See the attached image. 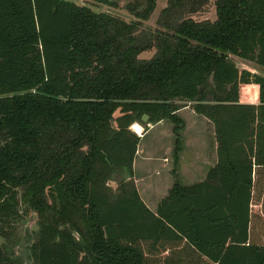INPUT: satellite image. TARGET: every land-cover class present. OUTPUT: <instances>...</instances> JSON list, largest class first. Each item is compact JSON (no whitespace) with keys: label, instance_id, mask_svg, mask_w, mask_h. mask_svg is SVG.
Listing matches in <instances>:
<instances>
[{"label":"trees","instance_id":"obj_1","mask_svg":"<svg viewBox=\"0 0 264 264\" xmlns=\"http://www.w3.org/2000/svg\"><path fill=\"white\" fill-rule=\"evenodd\" d=\"M157 1L126 8L146 21ZM210 4L213 20L193 18ZM139 24L63 0H0V239L15 236L23 202L51 214L29 247L34 264H264L252 232L264 77L231 60L264 68V0H167L159 29ZM178 102L216 141V164L192 185L176 172ZM143 116L171 123L175 138L174 182L154 213L133 180L130 127ZM0 264H21L4 242Z\"/></svg>","mask_w":264,"mask_h":264},{"label":"rangeland","instance_id":"obj_2","mask_svg":"<svg viewBox=\"0 0 264 264\" xmlns=\"http://www.w3.org/2000/svg\"><path fill=\"white\" fill-rule=\"evenodd\" d=\"M66 2L74 3L78 6L87 7L95 13H104L110 15L112 17L121 19L126 23H136L140 21L139 30L143 33H150L157 29H159L157 25V21L162 9H164L167 5V0H158L156 3V7L146 21L137 20L126 8V5L129 3L128 0L120 1L117 7H109L106 5L98 4L92 2L90 0H63ZM207 9L206 11H204ZM201 14L193 15V18L196 20H204L214 19V10L212 4H210L207 8H205ZM154 50L147 51L142 53L139 58L148 60L153 54ZM231 60L235 64L236 68L239 70H247L251 73L257 74L259 76L264 77V68L258 67L257 65L240 60L235 57H231ZM178 105L182 108L179 110L178 116L183 120L184 127L181 130V145L182 151L181 155V171L179 167V163L177 166V173H182V183L183 182H191L199 179H203L206 172L212 167L216 160V150L214 149L216 141L214 137V130L212 124L206 120L205 118L199 116L200 118L192 119L193 116L191 113L193 112L190 108V103L186 102H178ZM194 113V112H193ZM195 114V113H194ZM119 115L117 111L114 115L116 117ZM198 116V115H197ZM165 125L161 126H153L149 129L148 123H136L138 127H140L142 133L140 135V142L138 146H145V148L150 152L151 157L153 158L152 163H149L152 168H159L161 162L157 159L162 158L164 155L165 147L170 142V138L172 137L173 142L171 144V156H169L168 162L172 166L173 169V149H174V135L171 132V128L173 126L171 123L164 121ZM147 129L144 131V129ZM170 128V130H169ZM131 129V128H130ZM149 129V130H148ZM132 131V130H131ZM135 133L134 131H132ZM137 132V131H136ZM139 133V132H137ZM145 135V136H144ZM144 136V139L142 138ZM142 138V139H141ZM179 155V161H180ZM198 156V160L196 157ZM193 173L191 172V170ZM142 171L141 169V160L137 159V172ZM178 175V174H177ZM115 181L109 183V186L114 189L116 188V182L120 178L119 176H115ZM119 177V178H118ZM179 177V176H178ZM198 179H197V178ZM254 202L255 206L253 209L254 213L261 215L259 218H256L253 226V234L259 241L264 244V211L261 210V202L264 199V173L263 175H259L256 179L255 183V191H254ZM50 202V199H48ZM264 201V200H263ZM26 203H20L18 206L19 213L21 218L14 225L15 233L14 237L10 238L8 241H4L0 239V243H5L7 247H12V250L15 256H18L21 259V264H34L30 253L29 247L35 240V233L38 231L39 226L42 222H45L46 219H50L51 214H48L47 218H42L36 211L26 208ZM74 237H78V234L74 229L70 230Z\"/></svg>","mask_w":264,"mask_h":264},{"label":"crops","instance_id":"obj_3","mask_svg":"<svg viewBox=\"0 0 264 264\" xmlns=\"http://www.w3.org/2000/svg\"><path fill=\"white\" fill-rule=\"evenodd\" d=\"M191 115L193 116L192 118L193 120L195 118H200L193 112L191 113ZM165 124L166 123H164L163 121L155 125L149 124V129H151L153 126L155 127L161 126V125L163 126ZM135 125L137 124L135 123ZM171 132H172V128H171ZM144 136L142 137L143 139H144ZM169 138L171 140L169 142V146L167 145L165 147L166 151L164 152L163 157L157 159L159 162H161L159 168H152V166L149 164V163H152L153 158L151 157L150 152H148V150L143 145L138 146L135 160L133 163V169H134L133 180H134V184L136 186L137 192L140 196V199L145 204V206L153 213L156 211V208L159 202L167 195L168 191L170 190L174 182V178L171 173L172 166L168 162L169 156H171V149H172L171 144L173 142V139L172 137H169ZM214 149L216 150V144H215ZM138 158H140L141 160L142 171L140 172H137V159ZM181 158L182 157L180 155V161H179V167H178V169L180 168V171H181V160H182ZM196 159L198 160V156L196 157ZM214 162L215 163L212 165V167L216 164V160ZM193 171L195 170L192 169L191 172L193 173ZM177 174L179 176V180L182 183V180H183L182 173L179 174L178 172ZM205 176L206 174L204 175L203 179H199V180H195L191 182H183L182 184L192 185L194 183L201 182L202 180H204Z\"/></svg>","mask_w":264,"mask_h":264},{"label":"built area","instance_id":"obj_4","mask_svg":"<svg viewBox=\"0 0 264 264\" xmlns=\"http://www.w3.org/2000/svg\"><path fill=\"white\" fill-rule=\"evenodd\" d=\"M130 128H131L130 130L134 131L135 134H136L138 137H140L142 131H141V133H137L136 130H135V124H133Z\"/></svg>","mask_w":264,"mask_h":264},{"label":"water","instance_id":"obj_5","mask_svg":"<svg viewBox=\"0 0 264 264\" xmlns=\"http://www.w3.org/2000/svg\"><path fill=\"white\" fill-rule=\"evenodd\" d=\"M148 121V117L147 116H143L142 117V123H147Z\"/></svg>","mask_w":264,"mask_h":264},{"label":"bare ground","instance_id":"obj_6","mask_svg":"<svg viewBox=\"0 0 264 264\" xmlns=\"http://www.w3.org/2000/svg\"><path fill=\"white\" fill-rule=\"evenodd\" d=\"M135 130H136L137 132H139V133L141 132V129H140V127H138V126L135 127Z\"/></svg>","mask_w":264,"mask_h":264}]
</instances>
